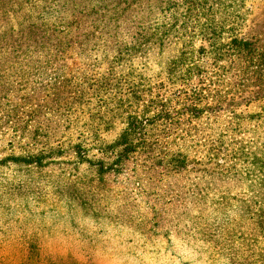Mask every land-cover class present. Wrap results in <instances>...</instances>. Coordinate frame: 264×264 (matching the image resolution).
I'll return each instance as SVG.
<instances>
[{
    "label": "trees",
    "instance_id": "1",
    "mask_svg": "<svg viewBox=\"0 0 264 264\" xmlns=\"http://www.w3.org/2000/svg\"><path fill=\"white\" fill-rule=\"evenodd\" d=\"M77 14L99 20L83 69L66 77L50 60L63 53L64 22ZM260 74L264 0H47L35 10L0 0V127L15 139L16 111L54 118L49 132L31 133L35 154L8 160L68 167L79 202L68 206L71 220L79 211L105 223L107 199L115 211L114 247L85 230L77 257L71 249L55 257L31 232L24 264H164L159 228L183 250L175 261L264 264ZM33 99L42 100L36 109ZM59 99L69 138L48 146L61 129L51 108ZM116 131L109 143L101 138ZM213 237L218 251L207 246Z\"/></svg>",
    "mask_w": 264,
    "mask_h": 264
},
{
    "label": "rangeland",
    "instance_id": "2",
    "mask_svg": "<svg viewBox=\"0 0 264 264\" xmlns=\"http://www.w3.org/2000/svg\"><path fill=\"white\" fill-rule=\"evenodd\" d=\"M25 2L28 9L35 10L44 6L47 0H25ZM98 20L99 17L95 14H77L64 22L62 36L64 50L61 55L50 60L51 70L61 69L60 71L66 77H71L83 69L82 58L84 53L90 49L92 28L98 23ZM257 31L263 32V29L257 28ZM51 70L48 69V71ZM257 86L264 88V74L258 75ZM3 103L0 102V117L5 114L2 109ZM11 103L19 104V101L13 98ZM32 103V109H36L42 104V100L38 102L33 99ZM62 107V99L51 104L52 110L59 112L55 119L61 129L56 137L54 136L48 143V146L61 144L69 138L68 132L63 126L65 119L61 111ZM13 115L21 123L19 129H15L17 130L15 139H10L11 136H14L13 129L8 130L4 125L0 127V264L25 263L31 248L26 234L31 232L38 234L36 242L55 257H63L69 249L73 250L77 257L75 246L78 247L77 244L82 243V234L85 230H88L89 233L92 232L91 236L94 237L95 242L106 243L114 247L117 236L115 223H113L115 211L111 199H107L103 203L108 212L105 223L101 221L100 217H93L90 220L79 211L76 212V218L71 220L68 206L71 204L77 206L79 202H76L78 197L75 194L72 195L71 190L69 191L66 186L67 179L71 176L68 167L59 166V168L48 167L34 170L9 161V158L35 154L40 149L38 145L32 146L33 136L31 133L39 131V127L49 132L54 124L53 116H35L31 118L32 121H29L30 118L26 117V112L22 114L21 111H16ZM116 133L117 131L105 133L101 138L109 143ZM149 201H152V198H149ZM207 218L214 220L215 217L208 216ZM100 221L101 223H99ZM153 230L158 229L153 226ZM159 230L162 231L160 237L154 239L163 254L164 264H170V260L173 261L172 264L190 263L191 257L182 259L180 262L175 261V256L182 254L183 250L178 251L177 244L173 240L165 238L163 233L165 229L159 228ZM174 238L175 236L172 234L171 239ZM211 240L214 241H208L207 246L218 251L221 245H217L216 238L213 237ZM230 246L236 245L230 243ZM111 258L117 260L115 255H112ZM78 259L81 261L80 257ZM95 264L115 263L109 259H98Z\"/></svg>",
    "mask_w": 264,
    "mask_h": 264
}]
</instances>
